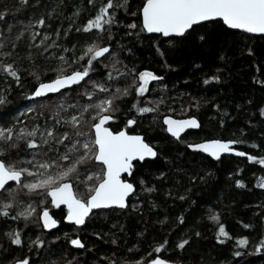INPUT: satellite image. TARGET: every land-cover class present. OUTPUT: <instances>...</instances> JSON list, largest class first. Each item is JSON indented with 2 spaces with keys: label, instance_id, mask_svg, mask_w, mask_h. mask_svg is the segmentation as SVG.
Wrapping results in <instances>:
<instances>
[{
  "label": "trees",
  "instance_id": "obj_1",
  "mask_svg": "<svg viewBox=\"0 0 264 264\" xmlns=\"http://www.w3.org/2000/svg\"><path fill=\"white\" fill-rule=\"evenodd\" d=\"M101 2L106 0H95L94 5H88L87 0H28L27 6H24L22 0H0V12L5 13L0 18V32L4 36L14 39L33 20L45 16L46 24L40 28L41 35L59 28V37L50 36L47 43L55 41L61 45L60 48L48 49L52 56H48L42 48H29V43L35 44L40 39L30 40L31 28L17 42L15 53L19 57L17 64L22 66V86L12 83L9 88L0 82V95L7 94L8 99L7 104L0 105L1 124L5 126L9 116L23 106L35 107V114L29 113L23 126H30L39 112L50 113V105L57 100L56 94L50 95V99L27 98L35 83L29 75L34 64L26 59L27 54L31 52L35 64L44 70L43 77L52 74L47 69L58 66L61 54L66 58L71 56L72 45H76L75 52L79 56L86 34L77 33L75 28L81 27L94 15ZM142 3L143 0H129L130 10L138 12ZM54 6V16L48 19V13L53 11ZM77 8L81 11L74 16ZM118 16L122 23L114 26V38L109 41L104 36V42L111 43L117 55L94 67L90 75L93 80H107L105 73L110 70L113 86L120 88L132 87L131 75L116 76L117 71L124 73L125 69L148 68L163 77L162 81L150 83L144 97H138L134 92L124 97L119 102L122 109L118 113L120 119L110 123L113 130H119L126 126L127 117L135 116L137 123L127 126V130L143 134L149 143L157 147L158 157L136 163L132 179L137 191L130 198L127 209L99 210L86 222L81 236L85 249L77 250L67 243L72 226L64 222L56 230L47 232L38 216L27 223L23 218L14 221L11 217L5 223V218L0 217V264H9L13 258L24 256H29L32 264H52L53 261L62 264V260H72L73 257L74 264H144V260L160 255L155 248L165 239L169 243L162 249L163 257L171 260L192 264H264V251H255L264 236V188L257 183L264 175V166L234 155H224L221 160L215 161L202 152L186 147V143L205 139H237L241 141L238 145L240 149L264 156V116L260 115L261 108H264V84L257 83V80H264V38L238 30H229L234 34H228L208 25L214 33L210 45L197 42L163 44L161 47L166 50V55L161 57L153 44L159 35L146 32H140L138 36L126 35L139 31V28L129 29L128 24L136 20L139 25L140 21L124 11H120ZM73 20L75 24L70 29L68 25ZM64 31L68 32L67 36ZM245 44L253 46L255 55L241 52ZM63 48L68 51L63 52ZM220 50L225 51V60L219 59ZM165 61L172 67H167ZM83 63V60L80 61L81 65ZM106 64L112 67L106 69ZM213 74L221 79L203 83L206 76ZM161 84L166 87L161 88ZM77 91L79 89L62 92H66L67 97L77 98ZM158 100H163V103L156 104ZM68 102L71 103V99ZM134 102L155 107L157 111L139 114L132 108ZM165 115L181 118L196 116L201 127L187 132L177 141L165 131ZM39 124L44 127L43 116ZM20 126L17 125V130ZM30 152L23 143L20 144V156ZM160 172L164 173L163 177ZM194 175L203 177V180L192 181ZM141 177L147 187L154 186L153 192L140 190ZM236 179L243 180L244 185L237 186ZM181 195L185 196L184 200L178 199ZM133 204L136 207H132ZM54 213L61 215L59 210H54ZM181 213L185 217L183 224L178 220ZM212 215H219V221L210 220ZM218 223L225 224L230 233L229 239L221 236L224 243L216 239ZM244 224L250 227L245 228ZM12 227L22 230L25 241L39 236L45 240V245L38 249L27 243L12 245L4 234ZM196 232L200 235L196 236ZM64 233L68 236L65 237ZM239 236H247L249 243L240 246L234 239ZM182 238H188L189 245L184 249L175 247ZM235 251H240L242 255L234 256Z\"/></svg>",
  "mask_w": 264,
  "mask_h": 264
},
{
  "label": "snow or ice",
  "instance_id": "obj_2",
  "mask_svg": "<svg viewBox=\"0 0 264 264\" xmlns=\"http://www.w3.org/2000/svg\"><path fill=\"white\" fill-rule=\"evenodd\" d=\"M27 2L28 0H22L24 6H27ZM94 3L95 0H87L88 5ZM130 9L129 0L101 2L95 14L90 16L81 27L75 28L77 33L86 34L80 55H76V45H72L71 56L66 58L61 54L57 60L58 66L47 69L52 73L47 77L42 76L44 70L35 64L32 53L27 54L26 59L34 64L29 75L35 81L32 90L27 93V98L50 99L49 94H56L57 100L50 105V113L39 112L30 126H23L19 116L23 115L27 118V114H35L34 106L22 109L7 126L0 125V217L5 218V223L9 217L14 221L23 218L26 223L31 222L30 218L35 214L39 221H42L43 229H52L60 221L51 214L49 204L55 208L65 206L66 215L63 219L77 226L85 225L86 220L96 214L94 210L127 209L130 194H136L137 186L129 179L123 178L122 174L131 177L134 175L135 162L158 157V150L154 144L147 142L143 135L132 134L127 130V126L137 123L135 116L127 117L126 126L119 130H113L107 125L120 119L118 113L122 109L119 102L124 97L133 92L138 97H144L149 91L150 83L162 81L163 77L148 68L125 69L124 73L117 71L116 76L131 75L132 87L120 88L113 86L110 70L105 73L107 80H93L90 75L94 67L103 63L105 59L117 55L112 44L104 42V36L106 35L109 41L114 38V26L122 23L118 16L120 11L127 12L140 21L138 25L136 20H132L128 28L133 30L139 28V31L125 33L126 35L138 36L140 32L159 34L157 39L153 40V44L161 57L166 55V50L161 47L163 44L197 42L201 45H210L214 40V33L208 25L228 34H234L229 30H240L264 38V0H143L138 12ZM54 11L55 6L53 11L48 13V19L53 18ZM80 11L81 9L77 8L73 15L78 16ZM4 15V12H0V18ZM45 24V16H40L28 27L21 29L14 39H9L0 32V82L5 83L9 88L12 83L22 86V66L17 64L19 57L16 56L15 49L18 47L17 42L23 38L29 28H31L30 40L37 41V37H40L35 44L29 43V48H42L48 56H52L53 53L48 52V49L61 47L55 41L47 43L50 36L59 37V28L54 32H43L41 35L40 28ZM74 24L75 20L68 27L71 29ZM10 28L11 26L9 30ZM63 34L67 36L68 32L64 31ZM248 39L251 40L252 37L249 36ZM67 51V48H63V52ZM241 52H246L250 56L255 55L253 46L248 44L242 47ZM219 59H226L224 50L219 51ZM82 60L83 65L80 64ZM165 65L172 67L167 61ZM194 66L198 67V65ZM104 67L110 69L112 65L106 64ZM220 79L219 75L213 74L206 76L203 83L208 84L209 81ZM257 83L264 84V80H257ZM74 85L75 89H73ZM164 87L166 85L161 84V88ZM68 89L73 91L79 89L77 98L67 97L66 92H62ZM69 99L71 103L68 102ZM7 103V94L0 95V105ZM155 103L162 104L163 100ZM132 108L139 114L157 111L155 107H149L147 104L141 106L137 102L132 104ZM260 115L264 116V108H261ZM41 116L45 118L43 128L39 124ZM220 123L223 124L224 121L221 120ZM17 125L22 126L17 130ZM163 125L166 126L165 131L179 141L185 129L198 128L200 122L196 116L175 119L172 115H165ZM21 143L31 150V154L19 155ZM240 143L241 141L237 139L214 138L186 143V147L194 152L199 150L206 153L217 161L222 159L223 154H235L246 157L248 162L264 166V156L239 149L236 145ZM254 147L260 146L254 145ZM13 153H15L14 158ZM159 175L163 177L164 173L160 172ZM231 175L232 173L229 172V176ZM198 179L203 180V177L198 175L191 177L192 181ZM257 183L260 188H264V175L259 177ZM139 184L141 191L147 193L154 191V186L147 187L142 177L139 179ZM235 184L243 186L244 181L236 179ZM25 190L29 196L37 198L35 204L29 203L24 206L25 202L19 197ZM178 199L184 200L185 196L181 195ZM132 207L136 205L133 204ZM209 219L219 221L220 217L212 215ZM178 220L183 224L185 220L183 213ZM244 227L248 228L250 225L244 224ZM4 234L12 245L23 246L27 243L37 249L45 245V240L39 236L25 241L19 228H9ZM64 235L68 236L67 233ZM195 235L199 236L200 233L196 232ZM221 236L225 239L231 238L225 224L218 223L216 239L224 243L225 241L220 239ZM234 239L240 246L249 243L247 236ZM67 243L75 246L77 250L86 248L79 236L69 237ZM112 243L115 244L116 241L113 240ZM168 243L169 241L165 239L163 243L157 244L155 252L160 255L148 260L141 257V260H144V264H182L181 261L163 258L162 249ZM187 245L189 239L182 238L175 247L184 249ZM255 251H264V236L261 237V244L255 248ZM241 255L240 251L234 252L236 257ZM74 260L75 257L72 260L64 259L62 264H74ZM9 264H32V261L29 256H24L13 258ZM52 264H61V262L53 261Z\"/></svg>",
  "mask_w": 264,
  "mask_h": 264
},
{
  "label": "water",
  "instance_id": "obj_3",
  "mask_svg": "<svg viewBox=\"0 0 264 264\" xmlns=\"http://www.w3.org/2000/svg\"><path fill=\"white\" fill-rule=\"evenodd\" d=\"M238 31H240V30H238ZM149 34H156V33H149ZM156 35H159V34H156ZM254 35H258V34H254ZM83 83V82H82ZM73 87H75V85L73 86ZM62 91H64V90H62ZM50 95H55V94H49V96ZM42 98H45V97H37V98H33V100H39V99H42ZM173 116V115H172ZM175 119H184V118H187V117H183V118H181V117H175V116H173ZM198 119V118H197ZM198 121L200 122V120L198 119ZM110 123L111 122H109L108 123V125L107 126H110ZM111 127V126H110ZM200 127H201V122H200ZM200 127H198V128H194V127H189V128H187V129H185V132L184 133H182L181 134V137L183 136V135H185L187 132H189V131H191V130H198V129H200ZM130 133H132V132H130ZM132 134H141V133H132ZM141 135H143V134H141ZM170 135V134H169ZM144 136V135H143ZM144 138H145V136H144ZM145 140H146V138H145ZM147 141V140H146ZM148 142V141H147ZM198 142H200V141H198ZM190 143H194V142H190ZM236 147H238V145H236ZM239 148V147H238ZM240 149V148H239ZM191 151H193L192 149H190ZM242 150V149H241ZM244 151V150H243ZM196 152H201V151H199V150H197ZM203 153V152H202ZM205 155H207V156H209L208 154H206V153H204ZM224 155H234V156H237V155H235V154H223V156ZM210 157V156H209ZM237 157H240V156H237ZM156 158V157H155ZM155 158H146L145 160H148V159H155ZM211 159H213V160H215L214 158H212V157H210ZM215 161H217V160H215ZM138 162H140V163H142V162H144V161H138ZM136 163V162H135ZM122 176H123V178H125V179H129L130 181H131V178H132V176L131 177H129L127 174H122ZM132 182V181H131ZM134 183V182H133ZM135 184V183H134ZM133 195H131L130 194V198L132 197ZM130 198L128 199V204H129V200H130ZM94 211H96V210H94ZM52 214V213H51ZM53 215V214H52ZM53 217H54V215H53ZM55 218V217H54ZM56 219V218H55ZM42 222V221H41ZM66 223H72V222H68V221H65ZM59 225H60V223L58 224V225H56L54 228H52V229H45L46 231H53V230H56L58 227H59ZM77 226V225H76ZM83 226V225H82ZM82 226H78V227H82ZM164 258V257H163ZM182 264H192V263H183L182 262Z\"/></svg>",
  "mask_w": 264,
  "mask_h": 264
},
{
  "label": "flooded vegetation",
  "instance_id": "obj_4",
  "mask_svg": "<svg viewBox=\"0 0 264 264\" xmlns=\"http://www.w3.org/2000/svg\"><path fill=\"white\" fill-rule=\"evenodd\" d=\"M136 163H139V162H136ZM136 163H135V165H136ZM134 170H135V168H134ZM133 177V176H132ZM131 181L132 182H134L133 181V179L131 178ZM49 206V209H50V212L54 215V217L57 219V220H59L60 221V224L62 223V222H64V223H66L65 222V220L63 219V217L66 215V207L65 206H61L60 208H55V207H53V206H51V205H48ZM54 210H56V211H61V215H56L55 213H54ZM97 211H99V210H96V211H94L95 213L97 212ZM91 218H92V216H91ZM90 218V219H91ZM89 220V219H88ZM88 220H86V222L88 221ZM41 222V221H40ZM41 224H42V222H41ZM66 224H68V225H70V226H72V231H71V233L69 234V237H75V236H79L80 238H81V236H82V229H83V227L85 226V225H83L82 227H78V226H76L74 223H66ZM60 226V225H59ZM45 230V229H44ZM46 231V230H45ZM47 232H52V231H47ZM82 239V238H81ZM74 248H76L75 246H73ZM22 258V257H21Z\"/></svg>",
  "mask_w": 264,
  "mask_h": 264
},
{
  "label": "rangeland",
  "instance_id": "obj_5",
  "mask_svg": "<svg viewBox=\"0 0 264 264\" xmlns=\"http://www.w3.org/2000/svg\"><path fill=\"white\" fill-rule=\"evenodd\" d=\"M25 107H30V106H23V107H21L20 109L15 110V112L12 113V115H10L9 118L6 120V125H5V126H7L8 124L12 123V122H13V119L16 118L17 115H18V113H19L22 109H24ZM27 115H28V114H27ZM19 119L22 120L23 122L26 120L25 116H23V115H20V116H19ZM0 125H3V124L0 123ZM3 126H4V125H3ZM60 130L62 131V129H60ZM30 154H31V152H30ZM19 198L25 202V205H24V206H27L29 203H33V204H35V203H36V199H37L35 196H29V195L27 194V191H26V190H25V192H23V193L20 194V197H19ZM36 216H37V215L34 214L33 217L30 218V220H31V219H35ZM32 221H34V220H32Z\"/></svg>",
  "mask_w": 264,
  "mask_h": 264
}]
</instances>
